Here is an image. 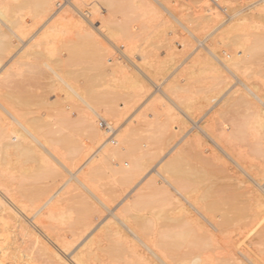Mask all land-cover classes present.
I'll return each instance as SVG.
<instances>
[{
	"label": "rangeland",
	"instance_id": "374dc122",
	"mask_svg": "<svg viewBox=\"0 0 264 264\" xmlns=\"http://www.w3.org/2000/svg\"><path fill=\"white\" fill-rule=\"evenodd\" d=\"M0 1H5V2L9 1V2L14 3L15 5H20L15 9V12H16L15 17L17 16V18L19 17L18 19L20 20L22 19L21 21L19 20L20 22L23 21L20 25L22 26V30L24 32L23 35L24 34L26 35L22 36V38L26 39L28 38V36L29 38L33 36L32 38L33 41H31L32 43L31 42H30L31 44L29 43L32 49L28 46L29 47L28 50H30V52L32 50L33 52V53L31 52L32 53L31 56L28 50H26L27 51L26 53L22 52L23 56L21 55V52L20 54H17V56H15L16 58L14 57V60H12V62H15L16 60L17 62H19L20 60L22 63L20 62L18 63L20 64L18 65L19 67L15 66L14 64L15 68H13L14 66L12 67L11 73L9 74L10 76H8V78L5 79L7 82L4 80L0 85L1 96L3 97V99L8 101L10 104L12 102L11 105L16 108L17 112L20 115H23V118H24L23 122L28 128L30 127L29 129L33 130L34 132L37 131L36 132L37 134L40 132L39 133L40 135H43L46 137L49 135L48 134L49 132L50 136L54 137V135L56 134L54 133L56 130V127L55 125L52 124L54 121V118L56 120L60 116L68 117V119L73 120V124H70L63 133L59 134L58 137L63 138L65 136V138H69L71 136L72 137V138L70 137L71 141L74 139V141H72L74 145L72 144V146L74 147L76 146L78 150L84 149L85 140H86L85 135H87V132L85 129L86 123H85V120L83 121V119L85 115H87L88 110L90 112L89 114H93V113H91L90 109L86 108L84 102L79 100L80 98H78V96L72 94L71 92L67 93L69 92L68 89L64 87V85L57 78L56 74L59 73V75H61L73 87L76 86L75 87L76 90L79 89L78 91L79 93L81 92L80 94L82 96L85 94V91H86V89H84L85 87L83 88L84 83H86L87 88L91 89L92 87H89V86H91L92 84L89 85V82L92 83V80L90 78L93 77V78H96L94 81L95 85L93 84V89L97 90L95 92L97 94L102 93L103 97H106V98L108 97L109 100L111 101L114 100L112 101L113 105L114 106L117 105L115 108L119 111L118 112L119 116H117V118L116 116L113 117L111 115L112 113L111 114L106 113V111H104V107L101 105H97V107L94 108L96 109V111L98 110L97 112L100 113V115L104 116L107 119L109 118V121L112 122V127L109 129L112 130L113 137L118 132H121L122 129H124L125 127L129 128L133 126V128L130 129V132L133 135L131 136L132 141L135 140L136 143H138V145L142 148L143 151L152 150L153 152L154 151L156 152L155 154L156 158H154L155 160L153 158L152 159L154 161L152 159L151 161L149 160V163L151 162L153 163H151L150 166L148 164V167H145L148 163L146 160L148 159V157L146 156V154L144 155V152L143 154L142 153H137V154L139 157L141 156L145 160L140 159L141 157L139 158L138 156H136L137 154L134 155L135 158L138 157L139 160L135 159L134 157H133L134 159H131V160H135V161L137 160L139 162L142 160V162H144L145 165L144 166L141 165V169L143 167L145 168L142 169V171H139L140 170V167H139L138 168L139 173L137 174V176H133V177H132L133 172H136V171H134L135 169H132L133 167L130 166V164L129 166L126 167L127 161L125 163H122L123 166H125V168L128 169L125 172L127 174L124 175L125 173H123V171L119 172V168L116 166L117 163L119 162L118 159H114L111 161L112 164L115 166L113 167L114 168L117 167V170H114V173H112L113 171L110 170L111 171L110 173L108 169L105 170L106 168L104 170H102L103 168L102 169L96 168L94 170L92 169V171L89 170L88 168L89 166L87 164L86 165L84 164L87 156L85 157L83 156V158H77L75 161H73L72 166L74 167L71 169L73 174L71 172H67L63 170L61 167H59L54 162H51V164L54 166V168H56L55 171L54 169L53 170L46 169V171H44L43 168L41 171L40 167H39L40 169H38L39 165L37 161L33 162L34 159L32 160L31 158L26 160L22 157L20 158L19 156L11 154L9 156V162H8L9 164H7V161H4V160H2L4 161L2 163L0 159V183L2 186H4L3 188L0 189V206L2 207L3 205L7 207L5 211H1V208H0V238L2 235L6 237L10 236L8 237V239H10V242L13 241L11 243L13 244L11 245V247L15 246L14 249L11 248L12 251L11 249L9 251L11 252L12 258H15L18 255L21 256L25 252L24 254H29L32 257L31 259H29V261L27 260L25 262L26 264H61L60 262L55 263L54 260L50 256H48L47 254L48 251L40 250L41 245L40 246L36 245L38 246V248L32 245L31 240H30L31 238L29 237V235H25L24 230L22 229V226L20 224L23 221L22 224L26 223L27 226H29L34 232H38V234H40L39 236L42 240V243L43 244L46 243L45 245L51 248L58 257L62 258L67 264H75L73 255L79 249V247L82 246L84 242L83 240H85L84 238L87 236V233L84 234L85 232H83L80 227L84 222H90L92 226L88 230V232L93 228L90 232H92L94 236L96 237L94 238L95 240L98 239V241L96 240L93 243L94 245L92 246V248L94 247V250L96 251V254L98 256L97 258L96 257L91 258L87 262V264H97V263L98 264H141L142 262L139 261L136 255L133 254L129 250L122 249L119 253H116V254L109 253L108 246H110L111 241L115 238L112 235L111 229L116 228L118 226L123 227V225L124 227H126L127 226L126 224L129 225L130 223L131 224L129 226H131L133 222H134L133 223L134 227L133 226L132 227L137 229L135 225V219L137 218L140 220L145 218L143 220L147 219L148 221L149 220L151 221L152 218L157 217L158 215L157 213H163V214H160L161 216L164 214L165 215L167 214L168 216H172L171 209L173 208V205L175 206L178 204H182L184 206H189L192 202L195 204V202L200 201L201 195L203 194V191L207 185L205 183H192L191 181L189 183L187 182V187L185 188L186 193L184 194L185 195L184 197H186V199L185 198L182 199L181 196L175 195V193L172 191H171L172 193L162 192L166 185L162 183L163 181L160 180L161 178L159 176L157 177V175L154 174L155 173L154 168L157 169V166H159L158 164H161L162 162H164L166 158L172 156L177 151L180 152V153L177 152L179 153L178 155H181V152H182L181 158L184 159L186 167H196V166L200 167V162L197 158L202 157V159H204L205 161L209 163L208 165L209 168H211L210 166H212L211 169L213 168L219 169V170L222 169V171L219 173L220 177L218 176L219 177L218 181L222 183L223 185L226 184L228 188L232 187V189L236 188L237 190V188L240 186V188H238V191H241V192L246 191L250 193L249 194L245 192L244 196L242 195L243 198L241 197L242 199L248 198L249 196H251V194L252 196H254V194H260L261 192L260 188L262 190L264 186V136H262V133H264V129H261V128L257 129V127L248 126L249 128L247 127L246 128L247 130L245 129L242 135V134L235 133L234 128L239 122L243 120V118L244 119L248 118L246 116L248 114L250 115V112H254L256 111V109L257 110L264 109L262 108L264 105L261 106L259 103L258 105L255 103V106H252V107H250L247 104L244 105L245 103H242L244 105L243 107V105H240L239 103L240 102L239 98L245 96V91H246L244 90V87H242L240 83L243 84L246 82V86L247 87L249 86L248 87L249 89L254 90V91L256 90L257 94L261 95V97L264 95V92H263L264 91V86H263L264 84V55L263 56L259 55L257 58L254 57L256 59L252 58L253 61H249L247 63H241V67L239 66L240 68H238L236 71V73L237 72L239 73L237 74L235 73L236 74L235 77L234 75L228 73V71L224 70L220 65H215L216 67H213L209 64L202 65L201 68L203 69V72L201 71L202 73H200V70L202 69H200V65L197 64L199 62L197 59L198 58L197 55H201V57L206 58L207 56L204 57V55L207 54L210 48L215 53V56L219 55L218 58H221V59H223L222 57L225 58V56L226 58L228 56L230 57L234 53H237V56H242L241 52H239L240 50L236 49L233 52L234 49L229 46H225V44L229 42L230 38H232V36L234 35L233 33H236V35H238L240 39L244 36L243 39L241 40L245 39L246 43L248 39H249L248 41L249 43L250 40L254 39L255 37L261 36L260 33H262L264 30V26H263L264 25V20H263L264 1H258L257 3L256 0H221V2L227 6V9L229 12L228 17L237 11L239 12L241 11L240 13L248 12L249 9L250 11L253 12V16L255 15L253 18H250L251 19L250 21L248 19L245 21V25L247 23V27L244 25V22L242 23L244 26L240 24L241 28H239L240 26L238 28L241 29V31L240 30L237 31L238 30L237 29L234 32H230V33L225 32V34L228 33L230 35V36L227 35V37L229 36V40L227 38L228 42L227 41L225 42L226 39H224V36L226 35L223 34L224 32L223 33L219 32L222 30L224 25L223 27L216 29L217 26H219L228 17L224 18L218 12L209 11L211 10L210 8H208L210 6L209 0H201V1L200 0H166V1L163 0V2L167 5V7L172 9L171 11L173 12V14L178 19L180 20L182 19V21L183 20L188 21L189 18H192L193 20H195L194 17L198 16L199 18L200 14L211 12L210 13L211 16L209 15L207 16V18L203 20L201 19L195 20L196 22H193L191 24L192 26L189 24L191 29L194 30L193 31L194 36L189 35L185 30H183V28L180 27V25H178L177 23H175L176 21L172 17L166 15V13H164L158 5H156L155 3L153 5L152 0H146L145 3L146 4L148 3V7H150V9L151 7L152 9L158 8L161 11L156 9L158 14L155 13L156 11L154 12L155 14L151 13V11L148 12V14L147 12L143 14L140 13V16L142 14V17L145 14L144 17L147 16L146 18L137 17L139 16L138 13L141 11L139 12L138 10L135 11V9H133L131 6H129V9H130L129 10L127 8L128 7L127 2H126L127 7L125 10H122L121 12L116 11V13L113 14L114 13L113 10H118V9L112 8L113 10L111 9L109 10L108 8H105L104 6L106 4L104 5L102 0H99V1L98 0H53L52 9L59 8V6L61 5L60 7L61 9H59L61 11L59 12L62 15H64L65 13L67 16L61 19L58 18L57 21L53 20L54 22H56L55 24H53L54 22L51 21L45 25L43 22H46L51 11H45L43 10V7L35 8L32 5H29V6L23 5L25 7H22L21 6L22 4H20L22 0H0ZM107 2L108 1L104 3H107ZM251 3L253 4L250 5ZM204 6L206 7V9ZM93 8L94 9L96 8V11H93L94 10ZM85 9L90 10L91 12L90 16L87 15V12L85 13L86 11ZM109 11H112V13L109 14L110 13ZM258 12L263 15V18H262V15H260ZM108 14L110 15L111 21H114V22L118 21L117 23L121 24V26L124 27L123 32L121 31L122 34L115 33L116 37L117 35L118 37L117 38L115 37L116 39L115 38L112 39L115 42L114 43L115 48L114 46L111 45L110 41H107L108 39H110V37H108L107 32L105 33L106 30L102 27L103 30H105L104 31L105 35H107L108 37V39L107 37H105L107 40L104 38V35L102 34L103 32H101V30H98V29L96 30V28L94 27V26L101 25L103 22L107 23L109 21V17L107 16ZM148 16L150 19L148 18ZM85 17L92 20L93 23L91 22L90 24H93V25H89V22L85 21L86 19ZM152 17H155V18H152ZM94 18H95V21H94ZM97 19L99 20L98 21L99 23L96 21ZM101 20L103 22H100ZM78 21H80L82 25L80 24V22L78 23ZM111 21L110 23L114 24V22H111ZM116 22L115 24H117ZM183 22L188 26V24L185 21ZM123 24H126V25H123ZM2 26L1 28L4 29V26L3 27ZM260 26L262 27L260 28ZM37 30H38V33L37 32L35 33V31ZM90 30L91 32H89ZM33 32L35 33L34 35H33ZM44 32H45V36L43 38ZM101 34L103 35V37ZM221 34L223 35V38ZM46 35L48 37H46ZM125 37L126 39H129L130 44L128 43V45L129 46L131 45V47H129L126 41H124ZM220 38L224 39L225 44L223 43L222 40H221L222 44L220 43ZM89 39H92V40H89ZM131 39H133V42L131 41ZM16 42L13 40V44H10L11 46L6 47L7 50H5L4 52V58L8 59V57H11L13 54H15V52H17V49H19L18 47L22 45V40H18ZM186 42L187 44H185ZM116 46L119 49H117ZM42 47H43V50H42ZM169 47L171 48L169 49ZM205 47L206 48L208 47V48L206 49ZM123 53L124 55H122ZM244 58H248V56ZM98 59L99 60L101 59V60L99 61ZM104 60L105 62L102 65V67H100V69L96 68V66H93L95 65L94 63L103 62ZM195 61H198V62H195ZM115 63L119 66L120 64L124 66L123 68L122 67L121 68L123 69V71L127 70L128 72L126 74L127 76H131L130 73L133 72L134 74H132L129 80L133 81L134 83L141 80L140 82H137V83L139 85H141L140 83H142V88L141 86L140 87L137 86L135 90L134 87L137 84L134 85L133 82L129 81V83L130 82L133 83L131 87L130 86L131 83L130 85L128 82L126 83L127 78H128V77L125 78V75H124L126 71L125 72L121 71L123 72L124 76L122 74H120L121 76H119L118 72H117L118 74L117 75L115 71H117V69L119 68L117 69L115 68L117 67ZM133 63L135 64V67ZM194 64L198 65L199 70H197L196 68L197 66ZM46 65H50V67L55 69L57 72L55 70L52 71L53 69L50 70L49 68H47ZM192 65L195 67H193ZM141 66H142L143 71L140 69ZM247 67H249V69H246ZM91 68H93V71ZM112 68L116 69V70L114 69L115 75L112 74V76L114 75V77L116 76L118 78L116 77L115 79L114 77L112 78L109 72L111 69V73H112ZM137 68L140 69L139 71H142L141 74L144 73L143 75L145 76L140 75L139 71H138L139 73H137L136 71L138 70ZM215 68H218L219 70V75L217 74L218 78L215 73ZM175 71L178 73H176ZM146 73L150 76L149 78ZM138 74L140 77L143 76L142 79L139 78ZM133 76H135L134 80L132 78ZM168 77H169L168 79L169 82L173 81L175 85L178 84V86H180V89H175V92L179 93V94L177 93L176 94L178 95V97L180 95L181 101L177 97H174L171 95V100L173 99L171 103L169 98L168 100L165 95H163L160 91L156 89V86L163 85L162 83ZM215 77L216 79H214ZM247 78L249 80H247ZM118 79L119 80L121 79V80L119 81ZM136 79H140V80L136 81ZM175 79L177 80L174 81ZM117 80L119 82H117ZM152 80L155 83H152ZM239 80H242V81L238 82ZM87 82H88V85H87ZM143 82L146 86L143 85ZM169 82L166 80L165 83L168 84ZM222 82H224V84L226 82L227 85L225 84V87H224V84ZM165 83L163 85L164 87H165ZM184 86L185 88H183ZM146 87L147 89H145ZM144 89L146 90V92ZM184 89H187V90H184ZM235 89L239 90V91L236 90L237 94L235 92ZM137 90L138 92H136ZM178 90L180 91L184 90V91L180 92ZM99 91H102V92L99 93ZM241 91L244 93L243 96H241L240 94L242 93ZM4 94L6 97L4 96ZM153 94H156V95H153ZM181 95L183 97H181ZM218 95H219L218 97L219 99L217 98ZM246 95L248 98H251L249 97L247 93ZM10 96L11 97L13 96L12 97L13 100H9ZM19 98H22V99H19ZM262 98L264 101V96ZM234 99H238L239 102L237 101V103L234 104L233 102H231V100L233 101ZM54 101L55 103H53ZM40 102H41V105H40ZM23 103H25V105ZM175 106L177 108H175ZM247 106H249L250 108ZM255 107L257 108L255 109ZM229 112L231 113L232 116H230ZM4 116H6V121H7L8 120L7 115L4 114ZM4 116L3 118H5ZM34 116H37L35 117L37 119L34 120ZM117 119L119 122L117 121ZM43 120L47 121L45 125L41 124V122L44 123ZM229 120L231 122H229ZM232 121H235V122L233 123ZM8 122H13V121L10 120ZM29 122L31 124H29ZM38 123H40L43 127L41 128L40 124L39 126H37ZM83 123H84V126H83ZM149 123H153L154 127L148 126ZM34 124L35 125L37 124L36 125L37 127H33ZM229 124H231L230 126H232L233 129L231 127V130H229L230 129ZM127 125L128 126L131 125V126L127 127ZM52 126L55 127L54 128L55 130L53 129ZM196 126L197 127L199 126L198 130ZM201 126L204 128H202ZM15 127L17 128L19 126L15 125ZM159 127L161 128V130H160V133L158 134L156 130ZM151 128L152 129L154 128L152 131L153 134H150L152 130ZM17 129L21 130L20 127ZM132 129L135 130V133H134V130ZM136 129H138L137 132H136ZM104 130H105V135L103 136V138H101L99 143L97 142L98 144L95 143L94 148L93 150H91V152L92 151L95 152L97 149L100 150V148H98V146L99 147L101 146L100 144H105L107 142H109V144L111 145L116 144V143H112L113 141L109 137L110 136L109 132H107L106 129ZM232 130L233 132H231ZM257 130L258 132H256ZM156 132H157V135L159 136L158 137L159 141L157 142L154 141L155 139L153 138V135ZM46 133L48 135H46ZM231 133H233V135ZM231 136H234V138H232ZM55 137L57 136L55 135ZM16 139L17 137L12 136V142H15ZM176 140H177V143H176ZM115 141H116V138H115ZM135 141L133 142L135 143ZM136 143H135V146L139 147L136 145ZM257 143L259 145H257ZM222 144H223V147H222ZM253 144L255 146L257 145L258 147L260 146L259 149L261 148L260 149L261 151L256 152V150H252L254 148ZM220 146L221 148H218ZM223 152L225 155L223 154ZM95 153H97V151ZM72 158L74 159L76 158V156L72 155ZM161 158L162 160H160ZM158 161H161V162L159 163ZM156 162H157V165H156ZM79 166L83 167V170H84L83 174L85 173L84 174L85 176L83 175V178L85 177L83 179V182H84L83 185L85 184L86 186L84 185V187L76 180V178L79 177V173H78L79 172L78 169H80ZM87 170L89 171L86 172ZM47 171H50V173ZM115 171L116 173L118 171V173L115 176H113V174H115ZM119 173H123L122 175H124L126 178ZM4 174H6V176L3 179L2 177L4 176ZM145 174L146 176H144ZM149 176L157 177V178L155 177L156 184H157V185L155 184V186L159 189L155 188L156 190L155 189L153 190L155 191V193L152 191V189H151L152 192L150 191V189H144L141 191L139 190L141 187H143V184L146 182L147 177ZM123 177L125 179H123ZM221 177L222 178L224 177V178L222 179ZM1 179L3 180L4 183L2 182ZM66 179H68L67 184L64 183L66 182L65 181ZM136 180H137V183H136ZM127 181L129 182V184ZM63 184H66L65 187ZM57 187L58 188L61 187V188L59 189L60 192L58 191L57 196H55L56 199L53 198L52 201L48 205L47 204L44 205L48 197L51 196L54 192H56V190L58 189ZM85 188L88 189V191L85 190ZM252 190H257L259 193H256L257 191L253 193ZM137 191L140 194H142V196L144 195L145 198L147 197L146 200L151 199L152 202L150 206L153 207L155 205L154 202L155 203L157 202L158 204L157 203L156 204L157 205L160 204L159 205L160 207H157V205H155V207L152 209L149 206L147 207L141 206V208L139 207L136 209L132 208L131 201H133V197L136 196V194L138 193ZM157 191L159 194L156 193ZM170 194L171 195L174 194L175 201L179 200V203L177 204L172 203L173 205L169 203L170 201L168 200V198L171 200L169 196ZM94 196L96 197V199L94 198ZM162 197L167 198V200L163 201L165 198L163 199ZM160 198L163 200H161ZM54 200H55V203H54ZM186 201L187 203H190V202L191 203L187 204ZM243 201L245 202V200ZM101 205L103 206L105 205V209ZM165 211L167 213H165ZM153 212L154 213L156 212V213L154 214ZM11 214H13V216L14 217L16 216V217L13 218ZM218 214L219 213H216L215 217H213V219L212 220L210 219V220L219 221L218 218L220 217L217 216ZM137 215H139L140 217ZM160 215H158L159 218L157 219L156 230L154 231L151 229L140 230V234L144 238L145 241H148L150 238L154 236L155 237L157 235L160 236L159 231H161L163 227L162 224L167 222V220L164 221L162 218L163 216L161 217ZM127 217L129 219H127ZM162 221L163 223H161ZM18 224H19V227H18ZM159 224H161L162 226ZM238 225H239V222H234L232 225H229L228 227H223L220 232H217L214 236V241L210 242L212 246L210 245V247H207L204 249V252H207V255L205 254V256H209L210 252L213 254L215 253L217 254L218 251L219 252L222 251L223 247L227 245L230 237H232V239L233 238L236 239L238 237L237 235H239V233L242 231L241 229H238ZM124 227L120 229L123 233L125 232L124 233L125 235L126 234L128 235ZM149 230L153 232H147ZM155 232L156 233L158 232L157 235ZM7 233H11V234L7 235ZM11 238H13V240ZM67 238L68 239L70 238V239L68 240ZM215 238H217L218 240ZM244 241L248 242V239L243 238V241L239 245H237L236 247L237 250L242 249L244 246H246ZM66 242L68 243V245L67 247H64L63 245ZM255 247L257 249L259 247L260 250L259 251L257 249L252 250V251L250 250L251 252L254 251L255 255L250 252L252 256L250 254L249 256H251V258L253 257L252 259L254 261L256 260V264L257 263L264 264L263 260L259 258V257H263L264 259V255H263L264 252L263 254L260 252V251H263L264 248L262 246H255ZM16 249H17L16 252L19 253L20 251L19 254L15 252L18 255H15V253H13V250L15 251ZM137 249L140 252H144L147 254L145 247L142 246L141 244H138ZM252 249L254 248L252 247ZM256 250H257V253L255 252ZM256 254L257 255L259 254V255L257 256ZM211 257H214V256H211Z\"/></svg>",
	"mask_w": 264,
	"mask_h": 264
},
{
	"label": "bare ground",
	"instance_id": "6f19581e",
	"mask_svg": "<svg viewBox=\"0 0 264 264\" xmlns=\"http://www.w3.org/2000/svg\"><path fill=\"white\" fill-rule=\"evenodd\" d=\"M99 1V0H98ZM108 1L107 3H104ZM102 0L103 4L105 5L104 7L105 8H108L109 10H113L112 8L114 9H118V10H113V14L117 12H121L122 10H125L127 5H126V2L128 3V9H129V6H131L133 9L141 11L139 12V16L137 17H142V14L147 12H150L151 13H154L156 11V9H150V7H148V3L146 4L145 1L146 0ZM153 1V5L154 3L156 5H158L162 11L164 13H166V15L172 17L175 21V23H177L178 25H180V27L183 28V30H185L189 35L191 36H194V33L191 29V27L189 26V24L191 25L193 22H196L195 20H203L205 18H207V16H211V12H206V13H202L199 15V18L198 16L197 17H194L195 20H193L192 18H189V20H183L185 21L188 26L182 21V19H178L174 14L173 12L171 11L172 9L167 7V5L163 2V0H152ZM166 1V0H165ZM201 1V0H200ZM258 1H264V0H256V2L258 3ZM101 3V2H99ZM125 3V5H124ZM167 3V2H166ZM22 4L21 6L22 7H25L23 5H32L33 7L37 8V7H43V10L45 11H51V13L49 14L46 22H43L44 25L45 24H48V22H54V21H57L58 18H64L65 16H67L65 13L64 15H62L59 11V9H61V5L59 6V8H56V9H52V6H53V0H22L21 3ZM151 4V5H152ZM168 4V3H167ZM253 3H251L250 5H252ZM255 4V2H254ZM102 5V4H101ZM124 5V6H123ZM155 5V6H156ZM249 5V6H250ZM20 6V5H15L14 3L12 2H5V1H0V25L4 26V29L1 28L0 26V85L1 83L6 79L8 78V76H10L9 74L11 73V70H12V67L14 66H17L19 67L18 64L19 62L22 63L20 60L19 62H17V60L15 62H12V60H14V57L17 56V54H20L21 52V55L25 52H27L26 50L29 49V47L31 48V46L29 45V43L31 41H33V36H31L29 38H22V36H25L26 34L23 35V30H22V26L20 25L22 22H20L21 20L17 18V16L15 17V9ZM100 6V4H99ZM248 6V7H249ZM157 7V6H156ZM205 7V6H204ZM251 7V6H250ZM124 8V9H123ZM155 8V7H153ZM185 8V7H184ZM210 8V7H208ZM207 8V10H208ZM41 9V8H40ZM92 9V8H91ZM94 9V8H93ZM107 9V10H108ZM127 9V10H128ZM206 9V7H205ZM211 9V8H210ZM42 10V11H43ZM85 13L87 12V15L90 16L91 12L90 10H87L85 9ZM130 10V9H129ZM160 10V9H158ZM93 11H96V8L93 10ZM161 11V10H160ZM211 11V10H209ZM250 11V9H249ZM244 12V13H240L239 11L233 13L231 16H229L226 20H224L219 26H217L216 29L220 28V27H224L222 28L221 31H219L220 33H223L225 34V32H234L236 31H241V26L240 24H242L244 22V25H245V21L248 19L249 21L251 20L250 18H253V12L250 11V12ZM111 14L112 11H109ZM127 12V11H126ZM159 12V11H158ZM78 13V12H77ZM125 13V12H124ZM131 13V12H130ZM140 13L141 16H140ZM157 13V11L155 12ZM154 13V14H155ZM259 13V12H258ZM36 14V13H35ZM83 14V13H82ZM93 14V13H92ZM107 15L109 17V21L107 23L103 22L102 20L100 22H103L101 25H98V26H94L96 28V30H101V32H103L102 34L104 35V38L107 37H110V39H108L107 37V41H110L111 45L114 46V41L112 40L113 38L116 37V34L115 33H121L123 32V26H121V24H118L116 21L117 24H115L114 21H111L110 19V15ZM150 14V13H149ZM158 14V13H157ZM156 14V15H157ZM260 15H262L261 13H259ZM22 15V14H21ZM85 15V14H84ZM145 15V14H144ZM143 15V17H144ZM155 15V16H156ZM161 15V14H160ZM258 15V14H257ZM259 15V16H260ZM44 16V15H43ZM182 16V15H181ZM185 16V15H184ZM187 16V15H186ZM70 17V16H69ZM84 17V16H83ZM95 17V16H94ZM142 17V18H143ZM147 16H145L144 18H146ZM189 17V16H188ZM85 21L86 22H89V25H93V24H90L92 22V20L88 19L87 17H85ZM149 18V16H148ZM152 18H155V17H152ZM164 18V17H163ZM183 18V17H182ZM262 18H263V15H262ZM41 19V18H40ZM92 19V18H91ZM139 19V18H137ZM150 19V18H149ZM255 19V18H254ZM253 19V20H254ZM20 20V21H19ZM54 20V21H53ZM119 20V19H118ZM147 20V19H146ZM145 20V21H146ZM259 20V19H258ZM264 20V18H263ZM94 21H95V18H94ZM97 22L99 21L98 19L96 20ZM111 22H114V24L110 23ZM140 21V20H139ZM151 21V20H150ZM248 21V22H249ZM59 22V21H58ZM80 21H78L79 23ZM148 22V21H147ZM146 22V23H147ZM162 22V20H161ZM56 22H54L53 24H55ZM93 23V22H92ZM99 23V22H98ZM145 23V24H146ZM154 23V22H153ZM157 23V22H156ZM155 23V24H156ZM252 23V22H251ZM24 24V23H23ZM52 24V25H53ZM64 24V23H63ZM81 24V22H80ZM250 24V23H249ZM65 25V24H64ZM82 25V24H81ZM95 25V23H94ZM97 25V24H96ZM123 25H126V24H123ZM243 25V24H242ZM243 25V26H244ZM252 25V24H251ZM2 26V27H3ZM43 26V25H42ZM57 26V25H56ZM129 26V25H128ZM149 26V25H148ZM154 26V25H153ZM175 26V25H174ZM192 26V25H191ZM240 26V27H239ZM247 27V23L245 25ZM264 26V25H263ZM73 27V26H72ZM93 27V26H92ZM106 30H103V28ZM160 27V26H159ZM169 27V26H168ZM239 27V28H238ZM262 26H260L261 28ZM34 28V27H33ZM46 28V27H45ZM87 28V27H86ZM101 28V29H100ZM165 28V26H164ZM243 28V27H242ZM24 29V28H23ZM143 29V28H142ZM251 29V28H250ZM257 29V27H256ZM88 30V29H87ZM125 30V29H124ZM127 30V29H126ZM27 31V30H26ZM30 31V30H29ZM52 31V30H51ZM107 32V35H105V33ZM115 31V32H114ZM122 31V32H121ZM216 31V30H215ZM38 33V30L35 31V33ZM91 32V30L89 31ZM100 32V31H99ZM214 32V31H213ZM212 32V33H213ZM256 32V31H255ZM33 32V35L35 34ZM50 33V32H49ZM125 33V31H124ZM211 33V35H212ZM217 33V32H216ZM43 34V32H42ZM41 34V35H42ZM101 34V35H102ZM128 34V33H127ZM234 35L232 36V38H230L229 40V34H225L226 36H224V39L225 42L229 40L228 43H224V39H221L220 38V43H221V40L223 41V43L225 44V46H229L231 48H233V52L238 49L240 50L239 52H241L242 56H237V53H234L232 56H228L226 58L222 57L223 59L221 58H218V56H215V53L213 52V50H211L209 48L208 52L206 55H204V57L206 58H203L201 57V55H197V59L198 61H195V62H198L197 64L200 65V69H202V65H211L213 67H216L215 65H220L224 70L228 71V73L234 75V77L236 76L237 72V69L241 67V63H247L249 61H253V59H256L259 55L263 56L264 55V30L261 34V36L259 37H255L254 39L250 40V42L246 43L245 39L244 40H241L243 39V37L240 39L238 37V35H236V33H233ZM240 34V33H239ZM251 34V33H250ZM95 35V34H94ZM102 35V37H103ZM210 35V34H209ZM216 35V34H214ZM222 35V34H221ZM227 35H229L227 37ZM241 35V34H240ZM36 36V35H35ZM34 36V37H35ZM40 36V35H39ZM45 36V32H44V35H43V38ZM86 36V35H85ZM122 36V35H121ZM46 37H48L46 35ZM118 37V35H117ZM116 37V38H117ZM154 37V36H153ZM212 37V36H211ZM226 37V38H225ZM246 37V36H245ZM15 38V39H13ZM42 38V37H41ZM97 38V37H96ZM115 38V39H116ZM128 38V37H127ZM222 38H223V35H222ZM228 38V40H227ZM22 40V45L20 47H18L19 49H17V52H15V54H13L11 57H8V59L4 58V52L6 49L7 46H11L10 44H13V40L16 42L18 40ZM25 39V40H24ZM40 39V37H39ZM37 40V39H36ZM89 40H92V39H89ZM98 40V39H96ZM128 40V42H127ZM247 40V39H246ZM43 41V40H42ZM127 45L129 43V39H126L125 37V40ZM131 41L133 42V39H131ZM46 42V41H45ZM172 42V41H171ZM17 43V42H16ZM32 43V42H31ZM30 43V44H31ZM39 43V42H38ZM42 44V43H41ZM130 44V43H129ZM184 44V43H183ZM187 44V42L185 43ZM222 44V43H221ZM220 44V45H221ZM223 44V46H224ZM29 46V47H28ZM37 46V45H36ZM39 46V45H38ZM92 46V45H91ZM104 46V45H103ZM124 46V45H122ZM129 46V45H128ZM40 47V46H39ZM131 47V45L129 46ZM128 47V48H129ZM13 48V47H12ZM115 48V46H114ZM117 49H119L117 46H116ZM164 48V47H163ZM171 47H169L170 49ZM206 48V47H205ZM208 48V47H207ZM206 48V49H207ZM228 48V47H227ZM32 49V48H31ZM106 49V48H105ZM204 49V48H203ZM205 49V50H206ZM230 49V48H229ZM42 50H43V47H42ZM123 50V49H122ZM197 50V49H196ZM211 50V51H210ZM30 52V50H28ZM73 51V50H72ZM159 51V50H158ZM221 51V49H220ZM23 52V53H22ZM32 52V50H31ZM29 53L30 56L31 54L33 53ZM172 52V51H170ZM225 52V51H224ZM238 52V51H237ZM90 53V52H89ZM153 53V52H152ZM28 54V55H29ZM121 54V53H120ZM8 55V54H7ZM124 55V53L122 54ZM203 55V54H202ZM230 55V54H229ZM23 56V55H22ZM21 56V57H22ZM26 56V55H25ZM224 56V55H222ZM248 56V58H244ZM260 56V58H261ZM38 57V56H37ZM126 57V56H125ZM144 57V56H143ZM142 57V58H143ZM157 57V56H156ZM256 57V58H254ZM16 58V57H15ZM71 58V57H70ZM108 58V57H107ZM128 58V57H127ZM189 58V57H188ZM99 60V59H98ZM97 60V61H98ZM101 60V59H100ZM99 60V61H100ZM103 60V59H102ZM106 60V59H105ZM105 60L103 62H97V63H94L95 65L93 66H96V68L100 69V67H102V65L104 64ZM144 60V59H143ZM174 60V59H173ZM193 60V59H192ZM170 61V60H169ZM172 61V59H171ZM191 61V60H190ZM189 61V62H190ZM194 61V60H193ZM17 62V63H16ZM94 62V61H93ZM96 62V61H95ZM37 63V62H36ZM47 63V62H46ZM192 63V62H191ZM17 64V65H16ZM38 64V63H37ZM85 64V63H84ZM116 64V63H115ZM125 64V63H124ZM134 64V63H133ZM261 64V63H260ZM35 65V64H34ZM106 65V64H105ZM117 65V64H116ZM122 64L117 65V67H115L117 69V71H115L113 68H112V73H111V69H110V74L112 76V74L115 75V72L117 74V72L119 73V76H121L120 74L123 75V72H125V78H127V81L126 83L131 80L130 77L132 76V74H134L133 72L130 73L131 76H127L126 74L128 73L127 70L123 71V65L121 66ZM143 65V64H142ZM180 65V64H179ZM196 65V64H194ZM245 65V64H244ZM15 66L13 68H15ZM38 66V65H37ZM47 68H49L50 70H52L53 68L50 67V65H46ZM56 66V65H55ZM148 66V65H147ZM193 66V65H192ZM197 67V70L198 69V65H196ZM240 66V67H239ZM255 66V65H254ZM54 67V66H53ZM122 67V68H121ZM134 67H135V64H134ZM139 67V66H138ZM149 67V66H148ZM195 67V66H193ZM260 67V66H259ZM23 68V67H22ZM244 68V67H243ZM33 69V68H32ZM92 71H93V68H91ZM102 69V68H101ZM122 69V70H121ZM138 69V68H137ZM142 70V66L140 68ZM140 69L136 70L137 73H139L140 75H143L141 74L142 71H139ZM185 69V68H184ZM246 69H249V67H247ZM40 70V69H39ZM55 69H53L52 71H54ZM61 70V69H60ZM59 70V71H60ZM147 70V69H146ZM145 70V71H146ZM172 70V69H171ZM186 70V69H185ZM195 70V69H193ZM223 70V71H224ZM19 71V70H18ZM56 71V70H55ZM107 71V70H106ZM115 71V72H114ZM123 71V72H121ZM132 71V70H131ZM139 71V72H138ZM150 71V70H149ZM203 72V69L200 70V73ZM246 71V70H245ZM15 72V70H14ZM29 72V71H27ZM57 72V71H56ZM55 72V73H56ZM121 72V73H120ZM176 72V71H175ZM212 72V71H211ZM105 73V72H104ZM150 73V72H149ZM174 73V72H173ZM178 73V72H176ZM215 73L216 75L218 74L219 75V70L218 68H215ZM223 73V72H222ZM236 73V74H235ZM243 73V72H242ZM249 73V72H248ZM107 74V73H106ZM109 74V73H108ZM109 74V75H110ZM138 74V76H139ZM147 74V73H146ZM188 74V73H187ZM57 75V78L60 80V82L64 85V87H66L68 89L69 92L67 93H72L76 96H78V98H80L79 100L83 101L86 108L90 109L91 110V113L94 114H89V110L87 112V115H85L83 121L85 120V129H86V132H87V135H85V146H84V149H79L75 146H72L74 139L71 141V138H65V136L63 138H59V134L63 133L67 127L70 125V124H73V120L72 119H68V117H64V116H60L58 117L56 120L54 118V121H53V125H55L56 127V130L54 129L55 127H53V129L55 130L54 133H56L55 135L57 137H52L50 136V133L48 132V134L46 133V135H48L47 137L46 136H43V135H40L39 133L37 134L36 132H34L33 130L29 129L23 122L24 118H23V115H20L16 108L14 106H12V102L11 104L6 101L5 99H3V97L1 96L0 94V159H1V162L3 163L4 161H7V164H9V156L12 154L16 155V156H19L20 158H24V159H34L33 162L37 161L38 163V169L41 168V171H42V168L44 169V171H46V169H55L54 166L51 164V162H54L55 164H57L59 167H61L63 170L67 171V172H72V168L74 166L73 165V161H75L77 158H83V156H87L86 157V160L84 162V164L88 165L87 167L89 168V170L92 171V169H102L104 170H111L113 171L112 173H114V170H117V167L119 168V172H122L125 173L128 169L125 168V166H123L122 163H125L126 161V167L129 166H132L130 168L132 169H135L134 171L136 172H133V176H137V174L139 173V171H142V169H144L145 167H148V164L150 166L151 163H149V160L151 161V159L153 158H156L155 154L156 152L154 151H143L142 148L138 145V143H136L135 140V143L137 146L139 147H136L135 146V143L132 141L131 139V136H133L130 132V129L133 128L132 127H129L131 125H127V127L129 128H124L122 129L121 132H118L117 134L114 135L113 139L114 141L112 143H116L115 145H111L109 144V142L105 143V144H100L101 146L97 149V153L95 152H91V150H93L94 148V145L95 143H99V141L101 140V138H103V136L105 135V130L103 128H101V126L99 125L100 124V121L101 120H105L106 123L108 124L109 128L112 127V122L109 121V118H105L104 116L100 115V113H98L96 111V109H94L95 107H97V105H101L104 107V111H106V113H109L111 114L113 117L116 116H119V111L116 108V106L113 105V102L114 100H109V98L107 97H103L102 95V91H99V93L101 94H97L95 91L97 90H94L93 89V84L95 85V79L96 78H90L92 80V83L89 82V87H92L91 89L90 88H87L86 87V83H84L83 85V88L86 89L85 91V94L82 96L80 93H79V89L76 90V86L73 87L70 83H68L61 75L56 74ZM114 75L112 76V78L114 77ZM118 75V74H117ZM123 75V76H124ZM198 75V74H197ZM218 75H217V78H218ZM258 75V74H256ZM122 76V77H123ZM145 76V75H143ZM142 76V77H143ZM148 78L150 77L148 74H147ZM27 77V75H26ZM116 77V76H115ZM114 77V79H115ZM142 77L139 76L140 79H142ZM170 77V76H169ZM169 77L166 78V80L169 82ZM233 77V76H232ZM239 77V76H237ZM249 77V76H248ZM86 78V77H85ZM105 78V77H104ZM118 78V77H116ZM120 78V77H119ZM133 80L135 79V76L132 77ZM174 78V76H173ZM184 78V77H183ZM203 78V77H202ZM31 79V78H30ZM89 79V80H90ZM140 79H136L137 80H140ZM180 79V78H179ZM185 79V78H184ZM216 79V77L214 78ZM240 79V78H239ZM119 80V79H118ZM117 80V82H119ZM149 80V79H148ZM156 80V79H155ZM166 80H164V82L162 83L164 85V83L166 82ZM177 79H175L174 81H176ZM186 80V79H185ZM243 80V79H242ZM242 80H239L238 82L242 81ZM247 80H249L247 78ZM6 81V80H5ZM34 81V80H33ZM141 81V80H140ZM140 81H137V82H140ZM144 81V80H143ZM182 81V80H180ZM237 81V80H236ZM246 81V80H245ZM7 82V81H6ZM88 82H87V85H88ZM94 82V83H93ZM116 82V83H117ZM133 82V81H131ZM130 82V83H131ZM134 83L137 84L134 88L136 90V87H140L142 88V83H140L141 85H139L138 83ZM185 82V81H184ZM244 82V81H243ZM115 83V82H114ZM125 83V84H126ZM129 83V85H130ZM133 83H131V87L133 85ZM152 83H155L153 80H152ZM224 84V82H222ZM232 83V82H231ZM6 84V83H5ZM29 84V83H28ZM119 84V83H118ZM226 84V82H225ZM225 84H224V87H225ZM242 87H244V90L245 91V96L244 93H240L241 98L240 99V102L238 101V99H234L233 101L231 100V102H233L234 104L237 103V101L240 103V105H243L242 103H245L244 105H249L250 107L252 106H255V103L258 105V103L262 106L264 105V101H263V96L261 97V95H258L257 94V91L255 90H251L249 89L247 86H246V82L243 83L245 85H243L242 83H240ZM248 84V83H247ZM81 85V84H80ZM116 85V84H115ZM143 85L144 82H143ZM154 85V84H152ZM156 85V84H155ZM163 85H157L156 86V89L158 91H160L163 95H165L167 97V99L169 98L171 103H172V100H171V95L174 96V97H177L178 99H180V95L178 97L177 92H175V89H180V86L175 85L174 82H169L168 84L165 83V87ZM212 85V84H211ZM227 85V84H226ZM26 86V85H25ZM146 86V85H145ZM144 86V87H145ZM264 86V84H263ZM29 87V86H28ZM130 87V88H131ZM182 87V86H181ZM258 87V86H257ZM96 88V87H95ZM126 88V87H125ZM124 88V89H125ZM185 88V86L183 87ZM251 88V87H250ZM254 88V87H253ZM252 88V89H253ZM93 89V90H92ZM107 89V88H105ZM115 89V88H114ZM127 89V88H126ZM147 89V87L145 88ZM144 89V90H145ZM182 89V88H181ZM2 90V89H1ZM92 90V91H91ZM139 90V89H138ZM138 90L136 92H138ZM184 90H187V89H184ZM184 90H178L180 92L184 91ZM213 90V89H212ZM235 89V92L237 94V90ZM242 90V89H241ZM243 90V91H244ZM94 91V92H93ZM143 91V90H142ZM141 91V92H142ZM151 91V90H150ZM228 91V90H227ZM234 91V90H233ZM1 92V91H0ZM29 92V91H28ZM64 92V91H63ZM84 92V91H83ZM140 92V91H139ZM146 92V90H145ZM232 92V91H231ZM234 92V93H235ZM256 92V93H255ZM264 92V91H263ZM5 93V92H4ZM66 93V92H65ZM104 93V92H103ZM149 93V92H148ZM177 93V94H176ZM216 93V92H215ZM246 93L249 95V97L251 98H248ZM28 94V93H27ZM29 95V94H28ZM153 95H156V94H153ZM235 95V94H233ZM5 96V94H4ZM216 96V95H215ZM6 97V96H5ZM13 97V96H12ZM10 96V99L9 100H13ZM17 97V96H15ZM113 97V96H112ZM117 97V96H116ZM115 97V98H116ZM181 97H183L181 95ZM211 97V96H210ZM219 97V95L217 96V98ZM247 97V98H246ZM8 98V96H7ZM6 98V99H7ZM41 98V97H40ZM44 98V97H43ZM119 98V97H118ZM19 99H22V98H19ZM26 99V98H24ZM23 99V100H24ZM34 99V97H33ZM46 99V97H45ZM168 99V100H169ZM219 99V98H218ZM28 100V98H27ZM117 100V99H116ZM183 100V99H182ZM190 100V99H189ZM37 101V100H36ZM181 101V99H180ZM130 102V101H129ZM146 102V101H145ZM174 102V101H173ZM214 102V101H213ZM16 103V102H15ZM21 103V102H20ZM55 103V101L53 102ZM126 103V102H125ZM25 105V103H23ZM34 104V103H33ZM83 104V105H84ZM124 104V103H123ZM145 104V103H144ZM149 104V103H147ZM175 104V103H174ZM177 104V103H176ZM188 104V103H187ZM191 104V103H190ZM38 105V104H37ZM40 105H41V102H40ZM96 105V106H95ZM125 105V104H124ZM141 105V104H140ZM217 105V104H216ZM225 105V104H224ZM243 105V107H244ZM256 105V106H257ZM35 106V105H34ZM126 106V105H125ZM177 106V105H176ZM175 106V108H177ZM223 106V105H221ZM247 106V107H249ZM163 107V106H162ZM241 107V106H240ZM249 107V108H250ZM118 108V107H117ZM126 108V107H125ZM144 108V107H143ZM220 108V107H219ZM257 107H255L256 109ZM264 108V106L262 107ZM43 109V108H42ZM64 109V108H63ZM98 109V108H97ZM129 109V108H128ZM180 109V108H179ZM212 109V108H211ZM254 109V110H255ZM44 110V109H43ZM54 110V109H53ZM60 110V109H59ZM223 110V109H222ZM227 110V109H226ZM243 110V109H242ZM249 110V109H248ZM136 111V110H135ZM41 112V111H40ZM46 112V111H45ZM219 112V111H218ZM226 112V111H225ZM228 112V111H227ZM231 112V111H230ZM229 112V113H230ZM242 112V111H241ZM7 115V121H6V116H4V114ZM28 113V112H27ZM26 113V114H27ZM133 113V112H132ZM148 113V112H147ZM213 113V112H212ZM3 114V115H2ZM25 114V115H26ZM171 114V113H170ZM177 114V113H176ZM184 114V113H183ZM226 114V113H225ZM244 114V113H243ZM47 115V114H46ZM195 115V114H194ZM235 115V114H234ZM247 115V114H246ZM3 116L5 118H3ZM49 116V115H48ZM53 116V115H52ZM186 116V115H185ZM230 116L231 113H230ZM37 116H34V120L37 119L35 118ZM40 117V116H39ZM38 117V118H39ZM161 117V116H160ZM246 117L248 118H243V120L241 122H239L235 128H234V131L235 133H238V134H242L245 129L250 126V127H257L258 128H261V129H264V109H260V110H257L254 111V112H250V115L248 114ZM33 118V117H32ZM119 118V117H118ZM152 118V117H151ZM163 118V117H162ZM167 118V117H166ZM194 118V117H193ZM13 121V122H8V121ZM50 119V118H49ZM53 119V118H52ZM97 119V121H96ZM115 119V118H114ZM160 119V118H159ZM216 119V118H215ZM220 119V118H219ZM27 120V119H25ZM42 120V119H41ZM48 120V119H47ZM184 120V119H183ZM234 120V118H233ZM44 121V120H43ZM118 121V119H117ZM154 121V120H153ZM27 122V121H26ZM47 121H44L41 122V124H44L46 123ZM119 122V121H118ZM229 122H231L229 120ZM233 123L235 121H232ZM12 123V124H11ZM14 123V124H13ZM28 123V122H27ZM26 123V124H27ZM163 123V122H162ZM194 123V122H193ZM216 123V122H215ZM11 124V125H10ZM29 124H31L29 122ZM28 124V125H29ZM40 123H38L37 126H39ZM40 124L41 128L43 127L42 125ZM77 124V123H76ZM79 124V123H78ZM157 124V123H155ZM160 124V123H159ZM199 124V123H198ZM202 124V123H201ZM232 124V123H231ZM229 124V126L231 125ZM15 125H18L20 127L21 130L17 129L19 127H15ZM35 124L33 127H37ZM48 125V123H47ZM32 126V125H30ZM83 126H84V123H83ZM136 126V125H135ZM138 126V125H137ZM150 127H154V124L153 123H149ZM157 126V125H156ZM216 126V125H215ZM51 127V126H50ZM49 127V128H50ZM71 127V126H70ZM162 127V126H160ZM157 128V132L158 134L160 133V130L161 128ZM197 127V126H196ZM199 127V126H198ZM198 127H197V130H198ZM202 127V126H201ZM231 127L230 126V129L231 130ZM47 128V127H46ZM84 128V127H83ZM120 128V127H119ZM139 128V127H137ZM194 128V127H193ZM204 128V127H202ZM249 128V127H248ZM150 129V128H149ZM152 129V128H151ZM154 129V128H153ZM153 129L151 130V133L150 134H153ZM192 129V127H191ZM200 129V128H199ZM233 129V127H232ZM253 129V128H252ZM134 130V129H132ZM147 130V129H146ZM247 130V129H246ZM46 131V130H45ZM52 131V130H51ZM74 131V129H73ZM138 131V129H136V132ZM173 131V130H172ZM200 131V130H199ZM198 131V132H199ZM202 131V130H201ZM157 132L154 133L153 135V138L155 139L154 141H159L158 139V135H157ZM175 132V131H174ZM178 132V131H177ZM188 132V131H187ZM233 132V130L231 131ZM258 132V130L256 131ZM260 132V131H259ZM263 132V131H262ZM75 133V132H74ZM134 133H135V130H134ZM186 133V132H185ZM189 133V132H188ZM196 133V132H195ZM209 133V132H208ZM58 134V135H57ZM233 135V133H231ZM157 135V136H156ZM174 135V134H172ZM180 135V134H179ZM196 135V134H195ZM206 135V134H205ZM243 135V134H242ZM246 135V134H244ZM255 135V134H254ZM12 136H15L17 137L16 141L15 142H12ZM183 136V135H182ZM186 136V135H185ZM262 136H264V133H262ZM232 138H234V136H231ZM240 137V136H239ZM115 138H116V141H115ZM170 138V137H169ZM189 138V137H188ZM218 138V136H217ZM30 139V140H29ZM151 139V138H149ZM211 139V138H210ZM243 139V138H241ZM112 140V139H111ZM110 140V141H111ZM189 140V139H188ZM148 141V140H147ZM202 141V140H201ZM215 141V140H214ZM220 141V140H219ZM72 142V143H71ZM180 142V141H179ZM191 142V141H190ZM241 142V141H240ZM97 143V144H98ZM151 143V142H150ZM176 143H177V140H176ZM156 144V143H155ZM159 144V142H158ZM172 144V143H171ZM190 144V143H189ZM213 144V143H212ZM261 144V143H260ZM74 145V144H73ZM174 145V144H173ZM172 145V146H173ZM214 145V144H213ZM257 145H259L257 143ZM255 146L253 144V148L252 150H256V152H260L261 148L259 149L258 146ZM142 146V145H141ZM152 146V145H151ZM176 146V144H175ZM216 146V145H215ZM167 147V146H166ZM222 147H223V144H222ZM76 148V149H75ZM202 148V147H201ZM218 148H221L218 147ZM217 148V149H218ZM96 149V148H95ZM173 149V148H172ZM175 149V148H174ZM224 149V148H223ZM226 149V148H225ZM228 149V148H227ZM159 150V149H158ZM144 152V155L146 154V156L148 157L147 160V165L145 167H143L141 169V165H145L144 162H142V160L140 162L139 161H135V160H131V159H134L135 158V154L137 153H142L143 154ZM179 152V151H177ZM175 153L173 154L172 156L166 158V160L164 162H162L161 164H158L159 166H157V169L154 168L155 170V175H157V177L159 176L161 179V181H163L162 183H164L166 186L164 188V190L162 192H174L175 195H179L183 198L186 199V197H184L186 191H185V188L187 187V182L189 183L190 181L192 183H205L207 184L204 191H203V194L201 195V199L199 202H195V204L192 202L190 203H186L187 204H190L189 206H184L182 204H178V205H173L172 203L174 204H177L179 203V200H176L175 201V195H169L171 200L168 198V200L170 201L169 203H171L173 205V208L171 209V212H172V216H168L167 214L165 215H160V214H163V213H157L158 215H160L164 221L167 220V222L163 223V221L161 223H163V227L161 229V231H159V235H156L159 236V237H152L150 238L148 241H145L144 238L141 236L140 234V230H144V229H151V230H156L157 228V219L159 218V216L157 215V217L155 218H152L151 221L149 220H143L145 218H143L142 220L138 219H135V225L137 227L136 228H133L134 227V222L132 223L131 226H129L128 224H126L127 226L123 227L126 229V233H128V235L124 234L121 229L123 227H116V228H113L111 229V232H112V235L115 237L111 243H110V246L109 247V253L110 254H116V253H119L122 249H126V250H129L131 251L133 254L136 255V257L138 258L139 261H141L142 263L141 264H256V260L254 261L252 258H251V254L250 252L252 250H255L257 249L255 246H262L264 248V186L261 190V186L259 187L260 188V194H254V196H249L248 198H245V199H242L243 196H244V193L246 192H241V191H238V188H240V186L237 188H234L232 189L231 188H228L227 185H223L222 183H220L218 181V178L220 177L219 173L222 171L219 170V169H211L212 166H210L211 168L208 167L209 163L207 161H205L204 159H202V157H198L197 159L199 160L200 162V167H186L185 166V162H184V159H182V152H181V155H178L179 153ZM221 152V151H220ZM219 152V153H220ZM224 154V152H223ZM261 154V153H260ZM72 155H75L76 158H72ZM143 155V156H144ZM189 155V154H188ZM225 155V154H224ZM138 156V154L136 155ZM180 156V157H179ZM14 157V156H13ZM134 157V158H133ZM139 157V156H138ZM135 158V159H138ZM141 157V156H140ZM139 157V158H140ZM163 158V157H162ZM162 158L160 160H162ZM217 158V157H216ZM230 158V157H229ZM114 159H118L119 162L117 163V167L114 168L115 166L112 164V160ZM140 159H144V158H140ZM152 159V160H153ZM4 160V161H2ZM17 160V159H16ZM139 160V159H138ZM145 160V159H144ZM155 160V159H154ZM153 160V161H154ZM231 160V159H230ZM236 160V159H235ZM241 160V159H240ZM19 161V160H18ZM124 161V162H123ZM226 161V160H225ZM245 161V160H244ZM159 163L161 161H158ZM6 163V162H5ZM235 163V162H234ZM239 163V162H238ZM5 164V165H7ZM14 164V163H13ZM36 164V163H35ZM54 164V165H55ZM75 164V163H74ZM249 164V163H248ZM82 165V164H81ZM156 165H157V162H156ZM246 165V164H245ZM252 165V164H251ZM114 166V167H113ZM230 166V165H229ZM240 166V165H239ZM256 166V165H254ZM40 167V168H39ZM140 167V170L138 171V168ZM155 167V165H154ZM6 168V167H5ZM80 169H78V173H79V177L76 178V180L84 187L83 185V167L82 166H79ZM85 168V167H84ZM153 168V166H152ZM252 168V167H251ZM10 169V168H8ZM89 170H87L86 172H88ZM121 170V171H120ZM149 170V169H148ZM234 170V169H233ZM240 170V169H239ZM36 171V170H35ZM40 171V172H41ZM53 171V172H54ZM108 171V172H109ZM110 171V173H111ZM7 172V171H6ZM29 172V171H27ZM34 172V171H33ZM32 172V173H33ZM50 173V171H47ZM97 172V171H96ZM101 172V171H100ZM52 173V172H51ZM118 173V171H117ZM116 171H115V174H113V176H115L116 174ZM123 173H119V174H123ZM87 174V173H86ZM127 173H125L124 175H126ZM147 174V173H146ZM146 174L144 176H146ZM150 174V173H149ZM245 174V173H244ZM38 175V174H37ZM57 175V174H56ZM96 175V174H95ZM100 175V174H99ZM122 175V176H124ZM129 175V174H128ZM6 176V174H4V176L2 177L4 179V177ZM30 176V175H29ZM85 176V175H84ZM219 176V177H218ZM224 176V175H223ZM248 176V175H247ZM36 177V176H35ZM51 177V176H50ZM94 177V176H92ZM102 177V176H101ZM125 177V176H124ZM123 177V179H125ZM150 177V178H149ZM147 177V180L146 182L143 184V187H141L139 190H144V189H152V191L157 188L155 186L156 184V178L153 176H149ZM43 178V177H42ZM99 178V177H98ZM116 178V177H115ZM121 178V177H120ZM146 178V177H145ZM222 178V177H221ZM224 178V177H223ZM222 178V179H223ZM257 178V177H255ZM91 179V178H90ZM142 179V178H141ZM250 179V178H249ZM2 180V179H1ZM67 180L66 179L64 183L67 184ZM140 180V179H139ZM143 180V179H142ZM38 181V180H37ZM36 181V182H37ZM87 181V180H86ZM129 181V180H128ZM127 181V182H128ZM3 182V180H2ZM69 182V181H68ZM125 182V181H124ZM4 183V182H3ZM2 183V184H3ZM113 183V182H112ZM136 183H137V180H136ZM139 183V181H138ZM66 184H63L64 187ZM129 184V182H128ZM131 184V183H130ZM228 184V183H227ZM256 184V183H255ZM89 185V184H88ZM92 185V184H91ZM157 185V184H156ZM203 185V184H202ZM86 186V185H85ZM126 186V185H125ZM136 186V185H135ZM159 186V185H158ZM237 186V185H236ZM258 186V185H257ZM4 186L1 185L0 183V189L3 188ZM62 187V186H61ZM60 187V188H61ZM95 187V186H94ZM138 187V186H137ZM245 187V186H244ZM58 188V187H57ZM58 188L56 190V192H54L51 196L48 197V199L45 201V204L44 205H48L52 199H56L55 196H57V192L59 191ZM134 188V187H133ZM204 188V187H203ZM114 189V188H112ZM159 189V188H157ZM85 190L88 191V189L85 188ZM123 190V189H122ZM132 190V189H131ZM156 190V189H155ZM249 190V189H248ZM98 191V190H97ZM126 191V190H125ZM136 191V189H135ZM151 191V192H152ZM159 191V190H158ZM158 191L156 193H158ZM197 191V190H196ZM195 191V192H196ZM250 191V190H249ZM253 193L256 192L257 190H252ZM60 192V191H59ZM100 192V191H99ZM138 192V191H137ZM155 193V191H153ZM161 192V193H162ZM171 192V193H172ZM188 193V192H187ZM246 193H249V192H246ZM256 193H259L258 191ZM31 194V193H30ZM56 194V195H55ZM81 194V193H80ZM92 194V193H90ZM96 194V193H95ZM114 194V193H113ZM128 194V193H127ZM159 194V193H158ZM168 194V193H167ZM250 194V193H249ZM25 195V194H24ZM97 195V194H96ZM102 195V193H101ZM112 195V194H111ZM129 195V194H128ZM243 195V196H242ZM35 196V195H34ZM150 196V195H149ZM177 197V196H176ZM242 197V198H241ZM94 198L96 199V197L94 196ZM149 198V197H148ZM163 199L165 197H162ZM126 199V198H125ZM147 197L145 198L144 195L142 196V194H140L139 192L136 194V196L133 197V201H131L132 203V208H141L142 207H151L154 208L155 205H157L155 202H154V206H150L151 204V199L150 200H146ZM154 199V198H153ZM161 199V198H160ZM161 199V200H163ZM189 199V198H188ZM85 200V199H84ZM101 200V199H100ZM167 198H165L163 201H166ZM193 200V199H192ZM245 200V202L243 201ZM5 201V200H4ZM160 201V200H159ZM194 201V200H193ZM185 202V201H184ZM3 203V201H2ZM1 203V204H2ZM54 203H55V200H54ZM87 203V202H86ZM116 203V202H115ZM121 203V201H120ZM119 203V204H120ZM160 203V202H159ZM164 203V202H163ZM162 204V202H161ZM166 204V203H165ZM185 204V203H184ZM6 205V204H5ZM42 205V206H44ZM78 205V204H77ZM84 205V204H82ZM86 205V204H85ZM160 205V204H159ZM159 205H157V207H160ZM104 209H105V205H101ZM225 206V207H224ZM162 207V206H161ZM1 208V211H5L7 207L3 206L2 207L0 206ZM9 208V207H8ZM49 208V207H48ZM125 208V207H124ZM81 209V208H79ZM150 209V210H151ZM107 210V209H106ZM127 210V209H126ZM138 210V209H137ZM161 210V209H160ZM163 210V209H162ZM165 210V209H164ZM223 210V211H222ZM79 211V210H78ZM81 211V210H80ZM85 211V210H84ZM83 211V212H84ZM139 211V210H138ZM150 212V211H149ZM148 212V213H149ZM88 213V212H87ZM86 213V214H87ZM95 213V212H94ZM154 213V212H153ZM156 213V212H155ZM154 213V214H155ZM165 213H167L165 211ZM170 213V212H168ZM216 213H219L217 216H219L220 218L219 221H211L213 219V217H215V214ZM13 216V214H11ZM119 215V214H118ZM134 215V214H133ZM82 216V215H80ZM96 216V215H95ZM115 216V215H114ZM139 216V215H137ZM156 216V215H154ZM16 217V216H15ZM13 216V218H15ZM98 217V216H97ZM105 217V216H104ZM140 217V216H139ZM142 217V216H141ZM89 218V217H88ZM126 218V216H125ZM77 219V218H76ZM127 219H129L127 217ZM125 219V220H127ZM211 219V220H210ZM17 220V219H16ZM133 220V219H132ZM19 222V221H18ZM23 222V221H22ZM22 222L20 223L21 226H22V229L24 230V233L25 235H29V237L31 238V243L33 246H36V245H41L40 247V250H45V251H48V256H50L54 262H60L61 264H67L62 258L58 257L56 255V253L49 247H47V245L43 244L42 243V240L40 238V234H38V232H34L29 226H27V224H22ZM80 222V221H79ZM94 222V221H93ZM126 222V221H125ZM234 222H239V225H238V229H241L242 231L239 233V235H237L238 237L235 239L232 237H230L228 243L226 246L223 247V250L222 251H218L217 254H213V253H209V256H205V254L207 255V252H204V249L207 248V247H210V242L214 241V236L217 232H220L221 229L223 227H228L229 225H232ZM77 223V222H76ZM129 223V222H128ZM16 224V223H15ZM29 224V223H28ZM120 224V223H119ZM124 224V223H123ZM30 225V224H29ZM32 225V224H31ZM80 225V224H78ZM104 225V224H103ZM108 225V224H107ZM161 225V224H159ZM161 225V226H162ZM92 224L90 222H84L82 225H81V230L83 232H85L84 234L87 233V236L84 238L85 240H83V244L81 247H79V249L74 253L73 255V258H74V261H75V264H87V262L93 258V257H96L97 258V254H96V251L94 250V247L92 248V246L94 245L93 243L98 239H94L96 238L94 236V234L92 232H88V230L91 228ZM133 226V227H132ZM237 226V225H236ZM18 227H19V224H18ZM33 227V226H32ZM76 228V227H75ZM121 228V229H120ZM73 229V228H71ZM98 230V229H97ZM101 230V229H100ZM147 231V232H153V231ZM224 230V229H223ZM230 230V229H229ZM228 230V231H229ZM81 232V231H80ZM143 233V232H142ZM2 234V233H1ZM4 234V233H3ZM8 234H11V233H7ZM73 234V233H72ZM80 234V233H79ZM107 234V232H106ZM148 234V233H147ZM78 235V234H77ZM149 235V234H148ZM222 235V234H221ZM255 235V236H254ZM3 236V237H2ZM1 238H0V264H26L25 262L29 259H31L32 257L29 255V254H24L23 252V255L19 256L17 249L14 251L13 250V253H18L15 255H18L16 256L15 258H12L11 257V252L10 249H14V247H11V244L12 242H10V239H8V237L2 235ZM82 236V235H81ZM252 236V238H251ZM72 237V236H71ZM78 237V236H77ZM236 237V235H235ZM75 238V237H74ZM79 238V237H78ZM109 238V237H108ZM243 238H247L248 239V242H245L246 246H244L242 249H236L237 245H239L242 241H243ZM13 240V238H11ZM68 239V238H67ZM70 239V238H69ZM68 239V240H69ZM148 239V238H147ZM217 239V238H215ZM218 240V239H217ZM228 240V239H227ZM71 242V241H70ZM4 243V244H3ZM138 244H141L142 246L145 247V250L147 251V254L144 253V252H140L138 249H137V246ZM222 244V243H221ZM68 243L66 242L63 246L64 247H67ZM71 245V244H70ZM209 245V246H208ZM214 245V244H213ZM224 245V244H223ZM18 246V245H17ZM212 246V245H211ZM221 246V245H220ZM243 246V245H242ZM31 247V246H29ZM252 247L254 249H252ZM36 248H38V246H36ZM239 248V247H238ZM249 248V250H248ZM251 248V249H250ZM11 249V251H12ZM32 249V248H31ZM236 249V250H235ZM101 250V249H100ZM251 250V251H250ZM258 251L260 250L259 247L257 249ZM257 250L255 251L257 253ZM24 251V250H23ZM207 251V250H206ZM210 251V250H209ZM124 252V251H123ZM262 254L264 252L263 251H260ZM28 253V252H27ZM105 253V252H104ZM255 255L254 251L251 252ZM39 254V253H38ZM45 254V253H44ZM108 254V253H107ZM123 254V253H122ZM214 256V257H211L210 256ZM249 254L251 256H249ZM260 254V253H259ZM258 254V255H259ZM131 255V254H130ZM257 255V254H256ZM257 255V256H258ZM264 255V254H263ZM47 257V256H46ZM49 257V258H50ZM210 257V258H209ZM258 258V257H257ZM261 260H263L264 262V259L263 257H259ZM95 259V258H94ZM92 259V260H94ZM255 259V258H254ZM29 263V262H27ZM98 264V263H97ZM258 264V263H257Z\"/></svg>",
	"mask_w": 264,
	"mask_h": 264
},
{
	"label": "built area",
	"instance_id": "2783aa9c",
	"mask_svg": "<svg viewBox=\"0 0 264 264\" xmlns=\"http://www.w3.org/2000/svg\"><path fill=\"white\" fill-rule=\"evenodd\" d=\"M210 2V8H211V11H214V12H218L219 14H221L224 18H227L228 17V9H227V6L225 4H223L221 2V0H209ZM100 126L104 129L107 130V132H109V137L110 139L113 140V134H112V130L109 129V126L108 124L106 123L105 120H101L100 121Z\"/></svg>",
	"mask_w": 264,
	"mask_h": 264
}]
</instances>
